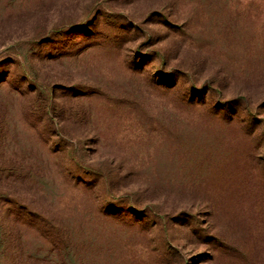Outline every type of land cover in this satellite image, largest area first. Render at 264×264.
<instances>
[{
    "label": "rangeland",
    "instance_id": "rangeland-1",
    "mask_svg": "<svg viewBox=\"0 0 264 264\" xmlns=\"http://www.w3.org/2000/svg\"><path fill=\"white\" fill-rule=\"evenodd\" d=\"M232 2L226 16L235 12L233 26L229 17L212 24L182 0H0V242L15 199L37 209L44 197L47 221L76 216L93 241L81 254L85 264H264V0ZM193 46L202 49L196 65L210 72L201 80L223 82L198 115L179 110L153 82L176 70L192 81ZM153 58L167 67L148 65ZM26 76L38 87L30 96ZM175 111L200 120L207 135L180 132L167 114ZM252 115L261 122L255 134L246 119ZM41 120L63 128L51 138L70 147L58 155L64 166L82 177L106 175L98 188L103 194L109 185L117 197L111 219L90 215L96 196L58 171ZM14 164L22 173L12 176ZM41 165L51 172L46 178L25 170ZM129 197L148 217L130 212ZM25 229L22 253L31 264H59L45 256L37 228ZM16 247L0 245V264H13Z\"/></svg>",
    "mask_w": 264,
    "mask_h": 264
},
{
    "label": "trees",
    "instance_id": "trees-1",
    "mask_svg": "<svg viewBox=\"0 0 264 264\" xmlns=\"http://www.w3.org/2000/svg\"><path fill=\"white\" fill-rule=\"evenodd\" d=\"M183 2L184 3L190 2L195 7H200L201 11L199 12L206 13L208 17L211 18L212 24L216 22H220L221 19L225 20L226 17H229L230 19L227 21V23L230 26H233L234 21L237 20V16L235 15L234 11H232L229 15L226 16V11L231 8L230 5H232L233 3L232 0H182V3ZM194 10L196 11L195 8ZM178 11L179 9L176 8L174 4H172L171 12L174 13L175 15L177 14L176 15L177 18L176 17L174 18L177 21L176 22L177 24L180 23V18H178L180 17L178 14ZM195 17H199V16L197 15ZM165 24L166 26L170 25L169 29H172L174 31L176 30L181 31V32L183 31L182 24H180L179 26L177 24H173L172 22L169 23V21L167 23V20ZM193 47L197 49L198 58L196 59V61H194L193 66L190 69H187V70L193 71L194 78L192 81L185 80V78L189 74L186 70L185 71L176 70L180 74L177 75L178 74L177 73L175 76L174 75L170 76V79L165 80L164 83L160 80L163 78H159V80L157 79V75H155L156 77H154L153 82H155L157 89L162 88L163 91L166 92V94L171 95L173 100L178 105L177 108L179 110L191 112L194 115H198L202 111L203 107L212 103L210 94L213 97L220 95V93L222 92L221 90H222L223 82H220V81L215 82L212 80L210 81L201 80V77L210 76V72H207L206 70H204L203 66L202 68H199L196 65V63L201 61L200 55H202L201 54L202 49L196 46H193ZM154 60L155 58H153V60L148 65H151L152 67H156L159 69H163L167 67V63L165 60H162L158 64H154ZM145 72L149 73L150 71L147 70V71H144V73ZM22 82L24 84L27 82L25 86V90L27 91L26 95L30 96L33 90L38 88V87L34 88L36 84L35 83L33 84L32 80L28 78V76H26L22 80ZM197 83H201V84H197ZM251 87H254V86H251ZM256 89H257V86H256ZM50 99L54 102L53 94H51ZM35 106L38 107L37 103L36 105L27 106L26 111H27L28 116H32ZM56 110L58 109L53 108V111H56ZM58 111H61L60 113L63 115L67 114V112H65L64 109L58 110ZM37 113L40 116L46 115L47 117V114L45 113V110L43 108H41L40 113L38 111ZM167 114H170L174 117L173 118L174 125L182 127L180 132H182V130L193 132L195 134L196 133L199 134L200 137L207 135V129L204 127V125H202V123H200V120L199 121L195 120L193 123H190L191 119L184 118L176 111L172 113L167 112ZM230 114H231V118L230 117L229 118L232 119L234 116H236L237 113H233V114L230 113ZM223 116L228 117L227 112ZM246 117H248L246 119H249L247 122V124H249L248 129L252 130L251 133L255 134L256 130L253 128H255L256 124H261V122H259V120L256 117H254V115H252L251 118L249 116H246ZM6 120L7 121L5 120L1 121L4 123L2 126L4 132L7 129L6 122H9L8 119ZM32 120L33 118H31V121ZM46 121L41 120L39 121L40 123L38 122V125L43 128L42 134L41 133L40 134L42 136H47L49 138L45 142L46 144L54 143L53 147L55 149L52 152L56 156V160L58 162V165H57L58 171L62 172L65 175V177H70L71 181L78 180L79 181L77 184L78 186L81 183L84 184L83 187L75 186L76 188H82L84 189V192L86 193L91 192L92 194L96 196L93 198L94 206L91 207L92 211L90 212V215H92L93 213H96L98 214V216H101L102 218L104 217V220L111 219L109 215L113 213H111L110 211H112V207L115 206L113 204V201L117 197L109 191L110 189L109 185L107 186V188L102 189L103 194L101 192V189L98 188V180H101L103 184L106 183L105 182V179H107L106 175H103L100 172H95L96 175L94 176L82 177L81 175L74 174L73 169L70 167V165L64 166L62 164L63 159L58 155L60 153H62V155H64V153H68L69 152L68 150L70 149V147H68L66 144H62L61 140L58 143H56L55 141L53 142V138H51V137L59 138L60 131L58 128H61V129L63 128L57 127V126L51 128V126L47 125ZM77 121H79V123L82 125L81 123L82 120L80 118ZM32 122L34 123V121ZM66 122L69 124L74 123L73 119L65 120L62 123L64 124ZM35 125H37V121ZM67 129L68 128L66 126L64 130L66 131ZM61 144L63 146H61ZM259 146L262 148L264 144H260ZM4 158H6V156L1 157L0 160L4 161L3 160ZM5 161H6L5 163L7 164L15 163L12 159H8ZM40 162L43 163L42 160H40ZM17 165L19 164H14L10 166L12 167L11 169H13L14 171V173L12 172L14 175L12 176L22 173L18 171L19 169L16 168ZM26 168L27 169L25 170H28V172L30 173V175H32L33 178H40V179L46 178L51 174V172L48 170L47 165L45 167L41 165L40 167L36 166L32 168H28V167ZM14 188H16L19 193V189H20L19 185L15 186ZM105 190H108V192L105 193L104 192ZM126 201L130 204V206H128V209L133 208V211L130 210L131 213L132 212L136 213L138 214L139 218L142 217L143 219L145 217H148L147 215L144 214V211L141 210V205L138 207L132 197L126 198ZM14 202L15 203L13 204V206L15 207L16 210H14V212H11V213L8 212L4 216L5 218H4L3 223L6 224V227H5L6 229H4V236L2 237V241L0 242L1 243L0 245H2L4 248L11 246L13 242L14 244L17 245L16 247L17 250H14L12 259H11L13 264H15L16 261H18V264H31L30 259L28 260V256L22 253L23 243H22V240L19 234L25 233L27 231L25 228L32 229L34 227L37 228L36 229L37 236L39 238L44 239L45 244L48 246V249L46 250L47 253L45 254L47 258L54 256L59 261V264H77V263L85 264L86 263L85 259L82 257V256L85 257V255L84 254L81 255V254L93 247V241H90L86 238V230L81 225L80 221L77 220L76 216L75 217H71V216L62 217L61 216L59 223L55 224L45 219V217H47L45 208L48 207L49 203H51V202H48L46 198L39 197L38 201H35L36 205L39 206L37 209H35L31 205V202H29L30 204H28L27 201L23 200L22 198L15 199ZM43 210H44V213H41ZM76 211H79L81 213L83 210H80L79 207H77ZM142 218H140V221L143 220ZM48 219L52 220L50 218ZM56 219H58V217ZM76 229H79L78 235L75 234ZM11 232H13L14 234V239H12L11 237ZM231 238L232 240H234V236L231 235ZM227 240H230V236L227 237ZM4 251L7 252V248H5ZM5 256H8V255L4 254L2 257H5Z\"/></svg>",
    "mask_w": 264,
    "mask_h": 264
}]
</instances>
